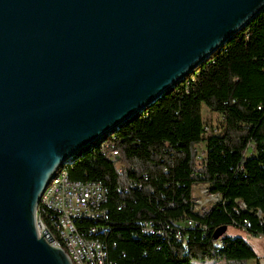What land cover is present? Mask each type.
<instances>
[{"label": "water", "instance_id": "obj_1", "mask_svg": "<svg viewBox=\"0 0 264 264\" xmlns=\"http://www.w3.org/2000/svg\"><path fill=\"white\" fill-rule=\"evenodd\" d=\"M263 7L0 0V264H70L34 225L56 170L183 81Z\"/></svg>", "mask_w": 264, "mask_h": 264}, {"label": "trees", "instance_id": "obj_2", "mask_svg": "<svg viewBox=\"0 0 264 264\" xmlns=\"http://www.w3.org/2000/svg\"><path fill=\"white\" fill-rule=\"evenodd\" d=\"M202 108L219 117L216 133H204ZM65 171L70 181L105 189L102 215L75 222L100 242L105 264L254 259L241 237L224 230L213 239L212 232L230 225L264 239V7L183 81L75 154ZM197 184L217 201L195 211Z\"/></svg>", "mask_w": 264, "mask_h": 264}, {"label": "built area", "instance_id": "obj_3", "mask_svg": "<svg viewBox=\"0 0 264 264\" xmlns=\"http://www.w3.org/2000/svg\"><path fill=\"white\" fill-rule=\"evenodd\" d=\"M202 127L205 134L217 131V126L210 127L203 119ZM100 151L108 159H116L115 150L102 147ZM203 156V146H195V160L199 161ZM65 167L56 170L39 196L34 210L37 235L41 236L40 231L44 228L52 239L48 244L61 249L70 264H105V253L100 242L82 236L75 223L79 219L91 220L102 215L101 205L105 201V189L99 182L70 181ZM199 193L204 199L199 201L193 199L194 207L198 202H208L211 205L217 201V196L208 194L205 186L200 188ZM244 223L248 226L246 222ZM187 226H190L189 221ZM87 232L93 233L94 230L89 229Z\"/></svg>", "mask_w": 264, "mask_h": 264}, {"label": "rangeland", "instance_id": "obj_4", "mask_svg": "<svg viewBox=\"0 0 264 264\" xmlns=\"http://www.w3.org/2000/svg\"><path fill=\"white\" fill-rule=\"evenodd\" d=\"M201 117L203 121H206V123L209 124L210 127H214L218 125L219 118L216 114L208 112L205 108L201 109ZM202 185H195L192 188V198L196 200H202L204 199L203 195L199 193L200 188ZM196 207L194 208L195 211H198L201 207L209 206L210 204L208 202H201L195 204ZM225 235L229 236H238L241 237L248 246L252 249V251L255 254V258L252 260H248L246 264H255V261L257 264H264V239L257 238L255 236H252L248 231L241 230L239 228H236L234 226H227L225 229ZM190 264H227L225 260H210V259H204L201 261L198 260H191Z\"/></svg>", "mask_w": 264, "mask_h": 264}]
</instances>
